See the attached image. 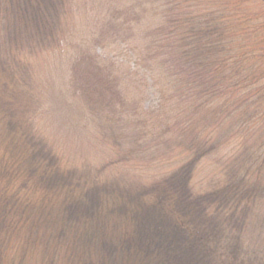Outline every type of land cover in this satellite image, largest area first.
<instances>
[{
    "label": "trees",
    "instance_id": "obj_1",
    "mask_svg": "<svg viewBox=\"0 0 264 264\" xmlns=\"http://www.w3.org/2000/svg\"><path fill=\"white\" fill-rule=\"evenodd\" d=\"M154 3L130 40L137 5L0 0V264H264V0ZM125 110L165 168L138 163ZM88 111L101 162L70 141Z\"/></svg>",
    "mask_w": 264,
    "mask_h": 264
},
{
    "label": "rangeland",
    "instance_id": "obj_2",
    "mask_svg": "<svg viewBox=\"0 0 264 264\" xmlns=\"http://www.w3.org/2000/svg\"><path fill=\"white\" fill-rule=\"evenodd\" d=\"M154 0H119V5L122 6V8H126V10L131 14L134 13V7L137 5V7L135 8L136 11H138L139 15H142V18L139 22L138 25H135L133 29H130L131 31L129 32V36H130V40H139L141 38H143V36L145 34H148L147 32L143 31L147 28L146 23H147V19H145V15L147 14L148 10L150 9V7L152 6V2ZM158 1V5L157 6H161L162 4L166 5L167 3H172L175 4V2L177 0H156ZM164 9V8H162ZM165 10V9H164ZM55 58L52 62V58H51V62L52 63H56V65L54 67H51L52 69L49 70V73H51L50 75L52 76V79L57 83L58 88H61V85L63 87H66V85H70V71L67 70L66 68V62H68L67 59H65L64 57L61 56H56L54 55ZM135 70V69H134ZM133 69H131L129 72H131V74L136 73L137 70H135V72ZM134 75V74H133ZM70 77V78H69ZM141 92L145 91V97H146V105L149 106V109H152V105H153V97H152V88L149 87L148 82L143 83L140 86ZM62 103L64 101V99H61ZM74 101L73 104H75V110L78 112H81L83 110V104L82 102L80 103L77 100H72ZM189 104L195 105L194 102L187 100ZM68 104H70L69 100L67 99L66 101ZM63 107L66 110H69L68 106L65 105ZM188 103L187 102H182L183 104V114H184V120L186 119V112L192 114L193 110L188 109ZM61 104V103H60ZM52 104L50 107V112L53 110V107L58 106ZM61 107V105H60ZM62 109V107H61ZM64 111V109H62V112ZM90 111H88L87 114V118L84 117V120L81 123H78L77 121H75L74 125L75 127H73L72 122H70V126L68 129H70L69 133L76 131L78 132L80 135L76 138H71L70 137V141L74 142L75 149H74V156L75 159L77 160H97L98 162L103 161L105 158L104 155L108 154V150H107V144H105V142L102 140L100 137H96L95 138V131L93 129V127L90 125L91 121H89L88 119L92 118V115L89 114ZM137 112H140L141 114H147L145 111H143V109L139 108ZM181 113V112H180ZM124 116H126L127 118H129L130 120H132L133 122V116H131V114H129V112L127 110L122 111V113ZM166 119V118H165ZM160 120V124L159 125H164V120ZM92 121L95 120V117H93L91 119ZM122 123V122H121ZM123 127L125 128V130L129 131V135H132V141L136 140L137 142H141L142 140H144V145L143 148H137V152L136 153V157L138 160V163L140 165H142V161L139 159V156H143V163L144 164H148L147 162H149L150 160H152V158L154 159L153 163H150L149 167H148V173L154 174L157 171H159L162 168H165V162H162V160H160L159 158V154L157 152H155L154 147L149 144L148 139H150L151 137V128H143L142 126H137L134 122L133 125L130 124V121H128L125 117L123 119V123H122ZM174 126V122L172 120V117H169L168 121H167V127L168 131L172 130ZM67 128V127H66ZM174 133V132H172ZM160 134V133H159ZM166 134V133H165ZM169 135V134H167ZM166 139V138H165ZM165 139H161L164 147H166V143H165ZM169 145V144H168ZM225 150V149H224ZM125 151V150H124ZM122 153L121 151H119L118 154ZM224 151H218L216 154H214L213 157L218 158V156H220L221 154H223ZM112 155V154H111ZM215 169V164L213 162V160L209 159V161H205L203 162L197 169V176H195L194 184L197 186H202L203 183L207 182V180L210 178V175L214 172Z\"/></svg>",
    "mask_w": 264,
    "mask_h": 264
}]
</instances>
